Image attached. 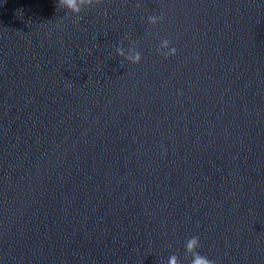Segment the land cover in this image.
<instances>
[{
  "label": "water",
  "instance_id": "water-1",
  "mask_svg": "<svg viewBox=\"0 0 264 264\" xmlns=\"http://www.w3.org/2000/svg\"><path fill=\"white\" fill-rule=\"evenodd\" d=\"M77 3L0 0V264H264V0Z\"/></svg>",
  "mask_w": 264,
  "mask_h": 264
},
{
  "label": "clouds",
  "instance_id": "clouds-1",
  "mask_svg": "<svg viewBox=\"0 0 264 264\" xmlns=\"http://www.w3.org/2000/svg\"><path fill=\"white\" fill-rule=\"evenodd\" d=\"M103 2V0H96V4L100 5ZM92 0H89V7L91 6ZM67 8L71 11H74L76 13H80V7L78 6L77 0H56V8L62 9ZM149 21L152 23H160L164 17L163 16H150ZM165 43H168L166 41ZM122 54V53H121ZM177 54V49L175 47H171V54L165 55V59L175 56ZM142 60V56L137 54L136 56V63L139 64ZM69 88H71V85H68ZM200 240L199 237L193 236L188 239L185 249L187 252H190L192 254V258L190 259V264H215L214 260L209 259L208 257L202 255L198 249L200 248ZM178 257L173 255L169 258V264H177Z\"/></svg>",
  "mask_w": 264,
  "mask_h": 264
}]
</instances>
